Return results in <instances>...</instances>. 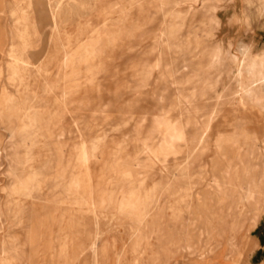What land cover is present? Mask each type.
<instances>
[{
	"label": "rangeland",
	"instance_id": "1",
	"mask_svg": "<svg viewBox=\"0 0 264 264\" xmlns=\"http://www.w3.org/2000/svg\"><path fill=\"white\" fill-rule=\"evenodd\" d=\"M240 43L264 51L242 0H0V264H249L264 69Z\"/></svg>",
	"mask_w": 264,
	"mask_h": 264
},
{
	"label": "clouds",
	"instance_id": "2",
	"mask_svg": "<svg viewBox=\"0 0 264 264\" xmlns=\"http://www.w3.org/2000/svg\"><path fill=\"white\" fill-rule=\"evenodd\" d=\"M242 2L247 6V9L255 8L257 18H264V0H242ZM238 17L242 18L241 23H243V27L250 30L252 17L249 15V12L242 10ZM253 47L254 45L252 44L243 43L235 46V55L245 62L250 73L254 72L257 68L264 69V51L253 54ZM226 50L230 54L232 53L233 45L231 42H229L227 49H225L223 42L217 43V51L223 54Z\"/></svg>",
	"mask_w": 264,
	"mask_h": 264
},
{
	"label": "crops",
	"instance_id": "3",
	"mask_svg": "<svg viewBox=\"0 0 264 264\" xmlns=\"http://www.w3.org/2000/svg\"><path fill=\"white\" fill-rule=\"evenodd\" d=\"M257 226L258 225H255V228ZM256 240H257V243H258V247L251 253L249 264H264V258H263V254H262V252L264 251V244L261 242L259 236H257V235H256ZM256 254H259L260 258L257 261L252 262L251 259H253V256L256 255Z\"/></svg>",
	"mask_w": 264,
	"mask_h": 264
},
{
	"label": "bare ground",
	"instance_id": "4",
	"mask_svg": "<svg viewBox=\"0 0 264 264\" xmlns=\"http://www.w3.org/2000/svg\"><path fill=\"white\" fill-rule=\"evenodd\" d=\"M99 38V37H98ZM98 41V40H97ZM83 48V47H82ZM86 49V48H85ZM84 50V49H83ZM88 53V52H87ZM68 59V58H67ZM66 59V60H67ZM69 61V60H68ZM264 71V70H262ZM255 72V71H254ZM260 79V78H259ZM45 127V126H44ZM43 128V127H42ZM49 137V136H48ZM51 138V137H50ZM53 147V146H52ZM56 152V151H55ZM225 156V155H224ZM81 158V157H80ZM77 159V158H76ZM50 180V179H49ZM51 181V180H50ZM72 183V182H71ZM53 186V185H52ZM74 187V186H73ZM31 189V188H30ZM75 189V188H74ZM131 195V194H130ZM119 204V203H118ZM118 208V207H117ZM20 211V210H19ZM132 211H133V208H132ZM133 213V212H132ZM19 222H20V218H19ZM63 254V253H62ZM4 260V259H3ZM4 264V263H3Z\"/></svg>",
	"mask_w": 264,
	"mask_h": 264
}]
</instances>
